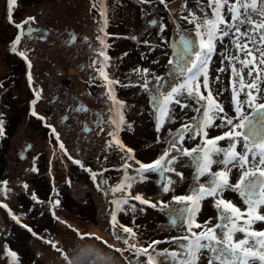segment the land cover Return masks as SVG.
Here are the masks:
<instances>
[{"label":"rangeland","instance_id":"374dc122","mask_svg":"<svg viewBox=\"0 0 264 264\" xmlns=\"http://www.w3.org/2000/svg\"><path fill=\"white\" fill-rule=\"evenodd\" d=\"M201 7L196 0H16L10 11L8 0H0V264H147L137 250L152 241L160 242L149 248L153 264H173V252L177 261L186 258L191 232L221 223L220 193L200 201L194 221L201 227L193 225L189 232L187 223L173 225L170 219L184 206L173 196L191 195L212 178L197 180L191 157L182 154L185 148L207 147L203 132L186 136L177 144L179 151L170 143L182 125L203 118L207 99L184 92L178 99L187 107L170 103L166 112L162 109L164 96L189 77L169 60H176L181 37L193 41L190 52L198 50L195 26L184 17L193 11L201 15ZM214 43L207 79L223 111L212 105L207 139L230 131L226 118L238 122L234 85L240 101L247 91H240L231 71L241 69L231 60L236 53L231 37ZM202 79L203 73L196 82ZM236 143L243 151L241 141ZM229 144L225 138L217 147ZM165 151L178 158L171 165L175 171L144 173L142 180L140 164L153 163ZM229 167V183L235 184L239 169ZM223 170V165L211 168ZM162 185L170 191L163 192ZM135 195L158 206L140 204ZM223 198L246 211L238 193L225 191ZM125 199L127 204L114 203ZM253 227L264 230V223ZM213 255L201 249L194 264H207Z\"/></svg>","mask_w":264,"mask_h":264},{"label":"snow or ice","instance_id":"6c2138e0","mask_svg":"<svg viewBox=\"0 0 264 264\" xmlns=\"http://www.w3.org/2000/svg\"><path fill=\"white\" fill-rule=\"evenodd\" d=\"M159 2L164 3V0H159ZM196 3L204 6L200 9L201 15L198 16L193 11L189 12L184 19L195 26L196 37L199 39L198 50L190 52V49H193V41L181 37L177 58L175 61L169 60V64L176 63L180 69V74L183 75L187 72L189 77L182 84L171 88L164 96L162 109L166 112L167 105L170 103L187 107V105H181V101L178 99L184 92L189 97L195 96L199 101L207 99L208 106L202 111L203 118L193 117L192 124L182 125L180 129H177L178 136H174L170 143L173 149L179 151L177 144L184 141L186 136L194 139L203 132L207 147H197L190 150L185 148L182 154L191 157V164L196 169L194 176L197 180L206 174L212 178L208 181V187L201 184L198 189H193L191 195L173 196L172 199L175 203L184 206L175 209L170 219L173 225L177 220L187 223L189 232H191L193 225L196 228L201 227L194 221V215L199 211L200 201L205 197H215L220 193L221 198L216 200V208L218 211L222 210L219 216L221 223L215 225L214 228H207L206 232H191L194 239L185 245V259L177 261V253L175 252L170 255L173 258V264H194L197 253L201 249H208L214 255L209 257L207 264H264V251L258 250L264 249V230H255L253 227L257 222L264 223V214H261V210H264V0H196ZM8 4L11 11L16 0H8ZM9 18L11 20V16ZM31 20L34 18L29 17L28 21ZM28 21L24 23L27 24ZM16 27L20 28L21 26L16 25ZM30 31L31 29H29ZM227 37H231L236 53L242 54L234 53L231 56V60L238 62L241 66V69L233 66L231 71L237 78L240 91L247 89L245 92L246 99L243 101L237 99L238 93L234 85L233 102L236 104L235 112L238 122L234 123L233 118H226V123L231 125L230 131L224 136L207 139V132L204 129L211 125L209 112L212 105H215L219 111H223V108L216 104L210 91L207 64L215 48L214 42ZM19 39L20 37L17 36L15 43H19ZM101 43L103 44V40ZM12 51H16L15 47L12 48ZM19 54L24 55V53ZM100 54L103 55V49H101ZM185 57L194 58L186 60ZM225 70L220 69L222 72ZM201 73H203V79L197 83V77ZM101 75L106 80L108 79L103 71H101ZM246 77H252V79L247 80ZM157 80L159 81V78ZM111 83L115 82L109 81V84ZM201 88L208 92L207 97L201 93ZM245 106L250 109V112L242 111ZM196 111L200 112L201 109H196ZM0 135H3L2 127H0ZM225 138L230 141L229 147L226 149L217 147V142ZM237 140L241 141L243 151H237ZM61 147L63 146L61 145ZM129 151L131 150L129 149ZM168 157L169 153L165 151L153 163L140 164L137 171L140 172L141 179L145 178L144 173L174 172L175 169L171 165L178 158L175 156ZM214 164L223 165L224 170L211 172ZM229 165L239 169L235 184L229 183L228 176L232 170ZM176 175L181 174L176 173ZM168 184H172L171 179H169ZM127 187L130 188L131 184H128ZM161 187L165 193L170 191L167 185ZM225 191L238 193L243 204L247 206L246 211L242 212L241 208L237 207L231 200L224 199L223 193ZM132 199L153 208L158 206L157 203H152L140 195H135ZM114 203L118 205L120 203L127 204L128 200ZM158 203L162 209L169 207L168 204ZM111 220L112 226L115 227L117 223L115 212L112 213ZM241 220H243L242 224L240 223ZM120 227L131 237L135 236L131 228L122 224ZM216 229H220L219 235H217ZM237 233H243V238H237ZM182 239L188 240V237L185 236ZM202 241L208 243L205 244ZM122 242L129 248H136V245L129 244L128 239H124ZM157 243L160 242L152 241L147 248L141 247L137 250V254L147 256V264H153V257L149 253V248ZM9 255L15 257V253H9ZM165 255L169 254L165 253ZM158 264H162V262H158Z\"/></svg>","mask_w":264,"mask_h":264},{"label":"trees","instance_id":"16d2710c","mask_svg":"<svg viewBox=\"0 0 264 264\" xmlns=\"http://www.w3.org/2000/svg\"><path fill=\"white\" fill-rule=\"evenodd\" d=\"M155 109V108H154ZM157 110V109H156Z\"/></svg>","mask_w":264,"mask_h":264}]
</instances>
